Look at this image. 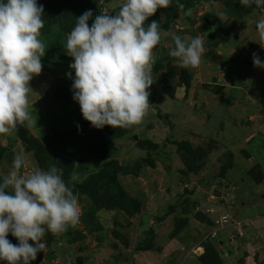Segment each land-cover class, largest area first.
<instances>
[{
    "label": "rangeland",
    "instance_id": "1",
    "mask_svg": "<svg viewBox=\"0 0 264 264\" xmlns=\"http://www.w3.org/2000/svg\"><path fill=\"white\" fill-rule=\"evenodd\" d=\"M124 2L57 1L58 21L48 26L43 17L44 67L31 82L34 123L0 135V176L11 172L14 156L23 152L22 175L55 166L78 198V225L61 234L47 232V247L33 263L202 264L208 239L225 264L248 263L253 235H246L247 246L237 228L226 224L264 217L259 212L264 213L259 204L264 205V69L253 63V53L264 59V41L256 34L264 8L240 0H172L159 9L145 26L155 20L162 33L186 41L200 37L206 48L202 64L179 66L169 55L174 41L163 35L149 89L151 107L142 123L96 129L73 99L66 40L85 11L92 10L94 18L114 16ZM114 202L124 209H112ZM220 203L232 209L213 217L219 220L214 225L207 218ZM132 204L139 209L135 214ZM188 207L192 212L185 213ZM210 231H217L218 241ZM8 239L19 243L11 234ZM145 242L148 250L141 252ZM249 264H264V257Z\"/></svg>",
    "mask_w": 264,
    "mask_h": 264
},
{
    "label": "clouds",
    "instance_id": "2",
    "mask_svg": "<svg viewBox=\"0 0 264 264\" xmlns=\"http://www.w3.org/2000/svg\"><path fill=\"white\" fill-rule=\"evenodd\" d=\"M240 3L264 8V0ZM171 4L172 0H125L114 16L103 13L94 18L93 11L87 10L77 17L66 40V54L73 58L67 76L73 81V99L92 127L127 128L142 123L151 107L149 89L163 35L174 41L169 55L179 66L195 69L202 64L206 48L200 37L186 41L175 33H162L155 20L145 26L159 9ZM44 15L38 0H0V135L10 134L17 125L34 123L31 82L44 67ZM256 34L264 41V18L257 21ZM253 63L264 69L258 53H253ZM24 166L26 156L19 152L11 172L0 176V261L6 264H32L47 247V232L61 234L80 221L78 198L60 169L36 168L25 177ZM210 232L216 240L217 232ZM9 234L19 243L13 244Z\"/></svg>",
    "mask_w": 264,
    "mask_h": 264
},
{
    "label": "crops",
    "instance_id": "3",
    "mask_svg": "<svg viewBox=\"0 0 264 264\" xmlns=\"http://www.w3.org/2000/svg\"><path fill=\"white\" fill-rule=\"evenodd\" d=\"M262 190L260 192L261 194L263 193ZM259 204H261V206L264 207L263 203H259ZM226 207H227L226 204L220 203L219 206H217V209H213V211L210 213L209 217L213 218V217H217V216L220 217L221 215L226 214V213L230 214L232 208L230 207V208L227 209ZM263 207H261V208L263 209ZM228 211H230V212H228ZM259 212H260L261 216H264V213H261V211H259ZM237 213L239 215H242L240 212H237ZM251 216L252 215H250V216H248V217H246L244 219H242L243 217L241 219L237 218V221H232L231 220V221H228V223L226 224V227L228 229H230L229 224L232 225L233 228H237L238 236H240L242 238L241 241L244 242L247 246H249V243L245 242V241H247V239H246L247 236L246 235L247 234H250V236L253 235V237H251V239L253 238L254 246H251V247L249 246L248 249L251 248L252 250H250V251H254V253H253L254 255H249L250 256L248 258L249 261L247 260L248 263L246 262V264L251 263V261H253L254 257H256L257 255L258 256L260 255V256L264 257V236H263V234H264V231H263V229H264V217H254V216L251 217ZM216 221H217V224H218L219 220H216ZM241 223H243V225H241ZM233 228H231L230 230H233ZM216 230H219V228L216 229ZM244 231H245V233H244ZM233 239H234V241L235 240L238 241L237 236L233 237ZM216 240L217 241L219 240L218 233H217ZM219 243L222 246L224 245V242H219ZM248 252H249V250H248Z\"/></svg>",
    "mask_w": 264,
    "mask_h": 264
},
{
    "label": "trees",
    "instance_id": "4",
    "mask_svg": "<svg viewBox=\"0 0 264 264\" xmlns=\"http://www.w3.org/2000/svg\"><path fill=\"white\" fill-rule=\"evenodd\" d=\"M57 1L58 0H38V2H39V4H41V5H43L44 6V9H45V15H47V19L45 20L46 21V23H47V25L48 26H51L52 24H54L55 22H57L58 21V16L60 15L59 14V11H58V6H57ZM177 4V3H176ZM183 7V4H180V3H178V6H177V8H182ZM57 88V87H56ZM51 141V140H50ZM48 144V143H47ZM52 144L53 143H51L50 145H47V146H49V147H51L52 146ZM58 149V148H57ZM52 153H50V155H51ZM53 157H57V155L56 156H53ZM58 157H60V156H58ZM59 159V158H58ZM189 167H190V165H189ZM190 169V171L191 172H194V170L190 167L189 168ZM190 172V173H191ZM79 175H82V173H79L78 172V176ZM111 200V199H110ZM120 206V209L121 210H123L124 209V206L123 205H120V202H114V207L112 208V209H114L115 208V206ZM137 211H139V209H138V206L135 204H132L131 205V210H130V214H135ZM127 212V211H126ZM189 213V212H192V208H187L186 210H185V213ZM210 222H212V224H214V225H218L217 224V221H216V219H213V218H211V217H209L208 216V218H207ZM219 227V226H218ZM215 242V241H214ZM214 242H210V239H209V241H207L206 242V252H205V255L203 256V260H204V262H203V260L201 261L202 262V264H225L226 262H225V259L220 255V254H218V251H217V249L215 248V246H214ZM148 245H149V242H145V246L144 247H138V249L140 250L141 249V252H144V251H146V250H148ZM213 245V246H212ZM207 259H208V261H207ZM244 261V260H243ZM32 264H34L33 262H32ZM142 264H144V261H143V263ZM240 264H246V262H244V263H240Z\"/></svg>",
    "mask_w": 264,
    "mask_h": 264
},
{
    "label": "water",
    "instance_id": "5",
    "mask_svg": "<svg viewBox=\"0 0 264 264\" xmlns=\"http://www.w3.org/2000/svg\"><path fill=\"white\" fill-rule=\"evenodd\" d=\"M55 89V86H52L51 89L48 92V96L51 97L53 90ZM137 139V138H136Z\"/></svg>",
    "mask_w": 264,
    "mask_h": 264
},
{
    "label": "built area",
    "instance_id": "6",
    "mask_svg": "<svg viewBox=\"0 0 264 264\" xmlns=\"http://www.w3.org/2000/svg\"><path fill=\"white\" fill-rule=\"evenodd\" d=\"M216 235V233L212 234V237H214Z\"/></svg>",
    "mask_w": 264,
    "mask_h": 264
}]
</instances>
